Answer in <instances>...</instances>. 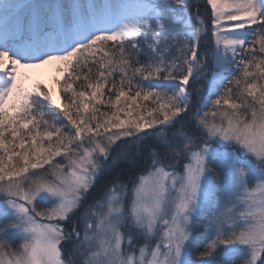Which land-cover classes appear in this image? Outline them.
Masks as SVG:
<instances>
[{"label": "snow or ice", "instance_id": "snow-or-ice-1", "mask_svg": "<svg viewBox=\"0 0 264 264\" xmlns=\"http://www.w3.org/2000/svg\"><path fill=\"white\" fill-rule=\"evenodd\" d=\"M206 4L0 0V264H264V0Z\"/></svg>", "mask_w": 264, "mask_h": 264}, {"label": "trees", "instance_id": "trees-1", "mask_svg": "<svg viewBox=\"0 0 264 264\" xmlns=\"http://www.w3.org/2000/svg\"><path fill=\"white\" fill-rule=\"evenodd\" d=\"M197 4L199 5V10H200L201 14H205L206 18H209L207 16V14H209L211 11L209 10L210 7L206 4V0H197ZM193 11H195V9H193ZM75 86L77 88H79V85H75ZM107 95H110V93H107V90H106L105 100H107ZM60 98H61V102L62 103H66L67 102V101L62 100L61 93H60ZM100 109H101V111H106V109H104V108H100ZM119 171L120 170L118 169L117 172L114 173V175L119 174ZM140 171H143V169L141 168ZM122 178H125L126 179V177H122ZM108 182H109L108 179H104V180L98 182L97 186L100 187V188H103L104 185L107 184ZM99 195H101V194H99L98 192L97 193H94V194L92 193V195L89 198L91 199V198H94L96 196L98 197Z\"/></svg>", "mask_w": 264, "mask_h": 264}, {"label": "rangeland", "instance_id": "rangeland-1", "mask_svg": "<svg viewBox=\"0 0 264 264\" xmlns=\"http://www.w3.org/2000/svg\"><path fill=\"white\" fill-rule=\"evenodd\" d=\"M209 6V5H208ZM210 7V6H209ZM210 11H211V7H210V9H209ZM254 28H259V25H254L253 26ZM55 74V76L53 77V79L50 81V84H48V85H44V86H46V87H51V88H53L54 89V99L56 100V102L57 103H61L62 104V102H61V98H60V91H59V86L58 85H56L55 83H54V78L57 76V73L55 72L54 73ZM60 78V80H61V83H63V80H64V77H59ZM77 85H79V84H77ZM67 95H69V97H70V93H68ZM97 107L98 108H103L101 105H97ZM65 123H66V121H65ZM59 159V158H58ZM106 185V184H105ZM104 185V186H105ZM98 186H96V188L93 190V194L94 193H99V194H101L102 193V191H103V188H100V187H98ZM97 197V196H96ZM96 197H94V198H89L88 199V201H87V203H91L92 202V200L93 199H95ZM62 247H63V245H62Z\"/></svg>", "mask_w": 264, "mask_h": 264}, {"label": "bare ground", "instance_id": "bare-ground-1", "mask_svg": "<svg viewBox=\"0 0 264 264\" xmlns=\"http://www.w3.org/2000/svg\"><path fill=\"white\" fill-rule=\"evenodd\" d=\"M33 72L40 78L41 83L44 85L50 84V81L55 76V69L52 66L35 69Z\"/></svg>", "mask_w": 264, "mask_h": 264}]
</instances>
